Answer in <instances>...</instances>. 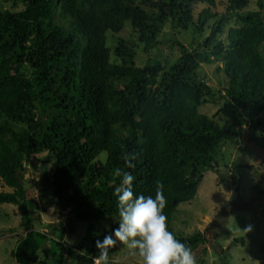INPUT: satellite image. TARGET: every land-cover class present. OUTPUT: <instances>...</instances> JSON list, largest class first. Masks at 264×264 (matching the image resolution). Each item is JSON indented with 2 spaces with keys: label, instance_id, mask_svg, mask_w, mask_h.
Wrapping results in <instances>:
<instances>
[{
  "label": "trees",
  "instance_id": "1",
  "mask_svg": "<svg viewBox=\"0 0 264 264\" xmlns=\"http://www.w3.org/2000/svg\"><path fill=\"white\" fill-rule=\"evenodd\" d=\"M3 1L22 5L0 10V183L10 190L0 192V205L18 207L28 231L11 253L17 264H34L48 243L51 264H93L96 241L118 227L117 167L135 176L136 196L154 197L156 182L164 185L171 231L178 208L195 199L207 171L219 173L224 148L239 141L238 121L247 122L251 142L264 151L263 2L250 11L251 0H227L232 12L218 16L217 0ZM211 21L210 35L190 48ZM128 23L146 53L169 43L160 40L169 23L191 45L175 40L180 57L167 70L140 67L125 36ZM116 37L121 62L112 61L109 47ZM212 63L221 64L215 76L224 93L200 74L201 65ZM210 102L222 105L225 126L200 112ZM127 152L137 154L134 169L122 159ZM39 155H46L42 168L57 212L69 210L70 225L89 223L83 246L64 248L35 229L38 206L28 198L24 174ZM241 168L251 166H232L230 176ZM253 197L264 210L261 183ZM103 221L115 223L95 230ZM174 235L193 252L208 241L202 232Z\"/></svg>",
  "mask_w": 264,
  "mask_h": 264
},
{
  "label": "rangeland",
  "instance_id": "2",
  "mask_svg": "<svg viewBox=\"0 0 264 264\" xmlns=\"http://www.w3.org/2000/svg\"><path fill=\"white\" fill-rule=\"evenodd\" d=\"M259 2L264 0H251L247 10H259ZM22 5L12 8L0 0V10L19 11ZM201 11V9H199ZM218 16L230 14L227 0H217ZM230 26H238V19L228 18ZM214 21L207 23L205 32L192 44L196 48L199 41L210 35V27ZM125 36L130 40L136 54L135 62L143 67L161 64L167 70L173 66L180 57V49L174 43L178 40L187 47L191 45V37L177 31L172 24H167L161 41L169 43L160 46L149 53L145 52L142 44L128 23L125 27ZM123 37V36H119ZM174 39V40H171ZM118 38L109 40L112 49V61L121 62L115 56ZM220 63L201 65L200 74L207 77L209 82L224 93V87L218 86L215 71ZM222 105L219 102H210L200 107V112L206 114L220 126H225L227 117L221 112ZM237 130L241 132L239 141L228 144L216 163V171L209 170L205 173L204 180L198 189L193 201L182 204L174 216L171 231L176 235L190 236L195 232H202L208 238L206 245L197 248L194 253L197 264H264V210L257 209L254 200V187L261 183L264 191V151L250 140V132L247 122L240 120ZM264 135V131L263 134ZM258 134L257 136H261ZM46 155L31 158L24 174L25 186H27L28 198L37 203L35 210V229L42 230L46 234L57 237L58 242L64 248H78L83 246L87 236L89 223L73 221L68 214L69 210L59 214L56 209V197L45 178L42 168V159ZM232 166H251V169H240L236 177L230 176ZM10 190L0 183V192ZM255 205V206H254ZM253 208V210H252ZM255 208V209H254ZM22 215L18 207L13 205H0V264H17L11 257L12 251L28 231L21 226ZM115 223V222H114ZM113 222H101L94 229L104 231L110 228ZM51 225L52 228L47 226ZM251 227V231H244ZM63 231V238H59ZM54 232V233H53ZM52 244L48 243L39 253L34 264H51ZM70 258H66L69 262ZM109 262L120 264H142V258L117 243L116 247L109 250Z\"/></svg>",
  "mask_w": 264,
  "mask_h": 264
},
{
  "label": "clouds",
  "instance_id": "3",
  "mask_svg": "<svg viewBox=\"0 0 264 264\" xmlns=\"http://www.w3.org/2000/svg\"><path fill=\"white\" fill-rule=\"evenodd\" d=\"M137 154L124 153L122 159L128 169L135 168ZM120 183L114 189L117 198L118 227L96 241L98 255L93 264H109V249L117 243L142 258V264H197L191 247L182 243L169 230L164 214L167 204L164 185L157 181L155 195L136 196L133 190L135 176L117 167L113 170ZM251 227L244 231H251Z\"/></svg>",
  "mask_w": 264,
  "mask_h": 264
}]
</instances>
